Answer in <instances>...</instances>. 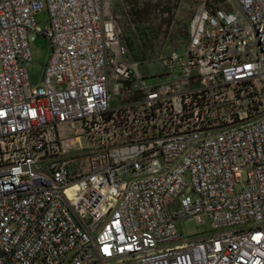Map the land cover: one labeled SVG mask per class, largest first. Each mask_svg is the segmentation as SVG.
<instances>
[{
	"label": "built area",
	"instance_id": "obj_1",
	"mask_svg": "<svg viewBox=\"0 0 264 264\" xmlns=\"http://www.w3.org/2000/svg\"><path fill=\"white\" fill-rule=\"evenodd\" d=\"M208 1L147 78L108 0H0V264H264V0Z\"/></svg>",
	"mask_w": 264,
	"mask_h": 264
},
{
	"label": "rangeland",
	"instance_id": "obj_2",
	"mask_svg": "<svg viewBox=\"0 0 264 264\" xmlns=\"http://www.w3.org/2000/svg\"><path fill=\"white\" fill-rule=\"evenodd\" d=\"M201 1L110 0V6L108 4L106 12L112 18L119 41L127 48L128 54L139 51L149 56L146 58L149 61L142 62V65L137 68L140 74L148 78L161 72L160 63L156 58L169 51L170 34L175 38L174 50H181L183 40L179 38L185 36L187 23ZM33 21L37 25H42L43 13L35 14ZM27 45L29 60L24 67L25 74L27 83L34 86L40 82L42 67L48 54V45L39 36H35ZM68 133L71 132L66 131L64 134ZM80 143L83 144L81 139ZM79 160V158L73 159L74 162ZM174 228L181 237L191 238L205 233L207 225L181 219L175 222Z\"/></svg>",
	"mask_w": 264,
	"mask_h": 264
},
{
	"label": "trees",
	"instance_id": "obj_3",
	"mask_svg": "<svg viewBox=\"0 0 264 264\" xmlns=\"http://www.w3.org/2000/svg\"><path fill=\"white\" fill-rule=\"evenodd\" d=\"M220 2H221V0H209L208 3H206V6L215 8V7L221 6ZM129 49H130V47H129ZM126 50H127V48H126ZM127 53H128V51H127ZM128 57L131 58L132 60L141 61V60L148 58L149 56L146 54H141L139 51L138 52L135 51V54L134 53L128 54Z\"/></svg>",
	"mask_w": 264,
	"mask_h": 264
},
{
	"label": "crops",
	"instance_id": "obj_4",
	"mask_svg": "<svg viewBox=\"0 0 264 264\" xmlns=\"http://www.w3.org/2000/svg\"><path fill=\"white\" fill-rule=\"evenodd\" d=\"M108 4H109V6H110V0H108ZM112 19V18H111ZM187 29V28H186ZM185 34H186V32H185ZM170 37H172V39L174 40L175 38L173 37V35L172 34H170V36H169V39H168V43H169V45H170ZM182 37H185V36H182ZM179 38V39H182L183 40V38ZM175 41V40H174Z\"/></svg>",
	"mask_w": 264,
	"mask_h": 264
}]
</instances>
